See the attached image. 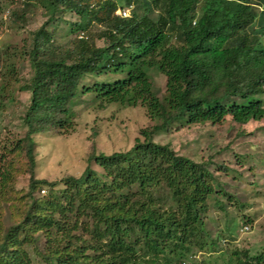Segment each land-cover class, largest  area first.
Returning a JSON list of instances; mask_svg holds the SVG:
<instances>
[{
    "label": "trees",
    "instance_id": "16d2710c",
    "mask_svg": "<svg viewBox=\"0 0 264 264\" xmlns=\"http://www.w3.org/2000/svg\"><path fill=\"white\" fill-rule=\"evenodd\" d=\"M37 1L48 21L34 33L28 52L33 75L25 88L31 105L23 118L25 138L16 142L15 152L27 148L34 163V136L73 131V107L83 97L91 96L101 109L142 106L155 123L141 130L127 151L92 154L89 160L102 173L89 166L80 177L55 183L32 179L31 190L48 186L49 195L34 199L24 220L3 235L0 264H34L27 246L40 232L48 237L49 264H211L193 261L192 253L218 252L221 243L236 240L238 225L212 238L204 217L219 192L234 198L216 188L212 164L193 161L154 138L171 125L264 119V0ZM23 5L29 9L31 0ZM129 5L136 7L130 18L116 15ZM10 12L17 21L26 16L25 10ZM67 12L79 21L67 32L77 35L73 48L63 50L48 26ZM154 12L157 20L151 18ZM94 26L102 29L97 36L104 46L96 45ZM82 33L86 37L80 39ZM7 66L13 77L15 67ZM151 70L167 77L163 99ZM5 74L0 63V75ZM5 91L6 86L0 89L1 99ZM9 180L6 169L2 181ZM79 228L87 245L70 237ZM223 253L229 264H264V249Z\"/></svg>",
    "mask_w": 264,
    "mask_h": 264
},
{
    "label": "rangeland",
    "instance_id": "374dc122",
    "mask_svg": "<svg viewBox=\"0 0 264 264\" xmlns=\"http://www.w3.org/2000/svg\"><path fill=\"white\" fill-rule=\"evenodd\" d=\"M31 4L29 9H23L20 3L14 4L13 0H0V63L1 71L6 72L4 76L0 75V89L6 86V97L0 98L5 104L3 108L0 104V241L10 227L24 220L34 199L40 200L49 195L48 186H37L31 190L32 179L55 183L69 176L80 177L89 166L102 173V169L89 160L92 154L110 155L127 151L141 136V130L151 128L155 123L142 106L112 104L101 109L92 102L91 96L83 97L73 107L76 114L73 131L49 130L34 136V163L29 159L27 148L15 152L16 142L25 138L27 128L23 118L31 105V93L25 88L33 75L28 52L32 49L34 33L48 21L46 10L40 3L31 0ZM8 9L20 14L25 10L26 16L18 21L13 17L5 18ZM158 15L154 12L151 18L157 20ZM56 17L48 30L55 32V42L63 50L72 49L77 35H68L67 32L70 23L79 21V18L72 12L59 13ZM91 31L96 45L104 46V40L97 36L102 29L94 26ZM6 66L15 67L17 73L12 77L7 73ZM149 75L156 93L163 99L167 93V77L157 70H151ZM9 98L13 100L8 102ZM154 141L170 145L178 154L193 161L212 164L210 169L216 179V188L220 186L234 198L233 201L220 192L216 194L209 203L210 211L204 220L206 231L212 238L228 226L238 225L236 240L221 243L216 253L195 250L191 255H194L193 261L229 264L228 258L222 257L225 250L230 253L235 249L251 250L252 253L262 251L264 119L244 125L235 123L231 117L216 125H171L167 131L158 133ZM6 169L10 172V180L3 183L2 174ZM70 237L79 245L89 243L88 236L80 228L70 233ZM34 238L35 242L27 246L34 264H49L44 258L48 245L46 233H37Z\"/></svg>",
    "mask_w": 264,
    "mask_h": 264
},
{
    "label": "clouds",
    "instance_id": "9594fccd",
    "mask_svg": "<svg viewBox=\"0 0 264 264\" xmlns=\"http://www.w3.org/2000/svg\"><path fill=\"white\" fill-rule=\"evenodd\" d=\"M26 1H27V0H18V2L21 4V6H24L23 4H24ZM121 9H130V16H129V17H122V16L118 15L117 12H118L119 10H121ZM134 9H135V6H134V5H129V6H126V7H122V8H119V9H118V11L116 12V15H117V16H120L121 18H124V19H126V18H130V17L132 16L133 12H134ZM7 12H9L8 15H7ZM10 16H11V12H10V9H8V10L5 12L4 17L6 18V17H10ZM85 37H86L85 33H82V34L79 36L80 39L85 38ZM0 48H1V47H0ZM189 263H191V262H189Z\"/></svg>",
    "mask_w": 264,
    "mask_h": 264
},
{
    "label": "built area",
    "instance_id": "2783aa9c",
    "mask_svg": "<svg viewBox=\"0 0 264 264\" xmlns=\"http://www.w3.org/2000/svg\"><path fill=\"white\" fill-rule=\"evenodd\" d=\"M9 12H7L8 15ZM118 15L122 17H129L130 16V9H121L117 12ZM245 229H249L248 227H245ZM186 264H191V263H186Z\"/></svg>",
    "mask_w": 264,
    "mask_h": 264
}]
</instances>
